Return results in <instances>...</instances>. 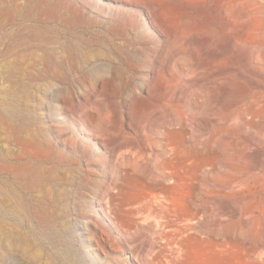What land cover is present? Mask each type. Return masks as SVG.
<instances>
[{"label":"rangeland","instance_id":"374dc122","mask_svg":"<svg viewBox=\"0 0 264 264\" xmlns=\"http://www.w3.org/2000/svg\"><path fill=\"white\" fill-rule=\"evenodd\" d=\"M0 45V264H264V0H0Z\"/></svg>","mask_w":264,"mask_h":264},{"label":"bare ground","instance_id":"6f19581e","mask_svg":"<svg viewBox=\"0 0 264 264\" xmlns=\"http://www.w3.org/2000/svg\"><path fill=\"white\" fill-rule=\"evenodd\" d=\"M2 11V10H1ZM20 27V26H19ZM18 27V28H19ZM29 40V39H28ZM0 47H1V45H0ZM13 50V49H12ZM14 50H15V48H14ZM13 50V51H14ZM49 58V57H48ZM55 75V74H54ZM43 79V78H42ZM27 81V80H26ZM17 87V86H16ZM2 106V105H1ZM4 119V118H3ZM11 120V119H10ZM8 121V120H7ZM13 122V121H12ZM5 123V122H4ZM14 123V122H13ZM21 123V122H20ZM3 124V123H2ZM10 124H11V122H10ZM25 125V124H24ZM5 127V126H4ZM10 129V128H9ZM3 130V129H2ZM18 131H19V129H18ZM21 131V130H20ZM19 131V132H20ZM14 134V133H13ZM5 136V135H4ZM11 136V135H10ZM15 137V136H14ZM13 138V137H12ZM18 142H21V141H19V139H18ZM25 143V142H24ZM23 155H24V153H23ZM16 157V156H15ZM47 161V160H46ZM20 164V163H19ZM15 166V165H14ZM27 166H28V164H27ZM26 176V175H25ZM19 180V179H18ZM46 188H49V187H46ZM7 190V189H6ZM26 190V189H25ZM48 191V190H47ZM8 193V192H7ZM29 197V196H28ZM4 200V199H3ZM6 201V200H5ZM25 203V202H24ZM17 209V208H16ZM23 211V210H22ZM1 218V217H0ZM41 237V236H40Z\"/></svg>","mask_w":264,"mask_h":264}]
</instances>
